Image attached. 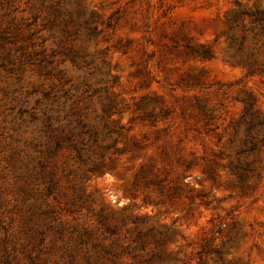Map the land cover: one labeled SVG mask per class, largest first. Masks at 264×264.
I'll return each mask as SVG.
<instances>
[{"label":"rangeland","instance_id":"obj_1","mask_svg":"<svg viewBox=\"0 0 264 264\" xmlns=\"http://www.w3.org/2000/svg\"><path fill=\"white\" fill-rule=\"evenodd\" d=\"M62 1L72 19L67 25H79L83 34L97 27L91 38L64 43L93 59L94 81L104 79L102 95L115 98L108 121L123 126L115 144L121 152L79 179L69 174L79 170L63 147L47 162L59 179L57 201L49 199L60 219L29 206L20 185L32 157L48 144L40 117L49 81L37 60L56 41L26 0H0V264L6 254L14 264H31L30 255L39 264H67L69 247L82 252L72 224L90 208L119 219L146 215L170 228L168 264H199L200 245L210 235L212 248L237 236L225 261L264 264V175L254 194L241 195L221 170L232 152L231 123L240 118L243 91L253 92L264 114V72L250 75L240 62L257 59L264 67V33L251 32L259 22L248 14L264 11V0ZM197 103L210 112L200 113ZM77 194L74 209L69 202ZM206 261L222 264L210 255ZM77 264H83L80 255Z\"/></svg>","mask_w":264,"mask_h":264},{"label":"trees","instance_id":"obj_2","mask_svg":"<svg viewBox=\"0 0 264 264\" xmlns=\"http://www.w3.org/2000/svg\"><path fill=\"white\" fill-rule=\"evenodd\" d=\"M26 2L29 11L42 17L44 25H49L56 47L51 49L49 55L46 53L37 60L41 74L49 81L43 91L44 106L40 117L48 144L45 150L39 149L38 156L32 157V164L27 165L28 176L20 185V192L24 199L29 200L30 207L41 208L54 220H58L60 212L49 196L53 195L52 199L57 201L54 192L59 186V179L55 168L47 169L49 159L67 147L74 166L79 170L70 169L69 174L84 179L87 172L101 171L105 167L106 158L114 162L113 155L121 152L115 148L116 135L120 134L123 126L108 121L115 114L112 108L116 101L114 97L102 95L106 86L98 84L104 82V79L94 81L97 71L93 59L82 54L78 47L64 43L67 39L91 38L96 35L97 27L87 26L83 34L79 25H67L72 19L65 17L62 0ZM248 12L254 16L253 22H259V25L249 28L251 32L255 36L264 33V11ZM241 13L246 14L247 11ZM190 49L202 58L212 57L208 49ZM44 51H47V47ZM68 61L71 63L70 68ZM240 62L247 66L250 75L264 72L262 63L257 59ZM240 100L244 104L240 118L231 123L233 134L229 141L232 152L228 154L221 170L231 179L233 190L241 195H250L257 191L264 175V114L252 91H243ZM95 102L99 103L100 109L95 107ZM196 108L204 115L210 112L200 103H197ZM112 149L114 152L111 154L109 151ZM192 164L193 161H189L187 167L190 168ZM207 173L208 178L215 182L210 168ZM81 197L77 194L69 202L70 206L75 209ZM30 198H34V201L31 202ZM76 221L71 227L74 231L73 239L78 241L82 252L78 254L69 247L67 264H77L79 255L83 264H168L172 260L164 251L172 236L170 228L156 226L146 215L119 219L111 216L105 208L99 211L90 208L86 214L78 216ZM234 226L233 221L230 229ZM220 231L221 227L216 230ZM211 239L212 235L206 237L200 245L199 264H207L206 258L209 255L215 262L238 264V261L227 262L224 258L225 251L238 246L237 236L229 235L217 248L211 247ZM3 259L1 264H14L10 254L4 255ZM29 259L31 264H39V257L30 255ZM43 264L53 263L46 259Z\"/></svg>","mask_w":264,"mask_h":264}]
</instances>
